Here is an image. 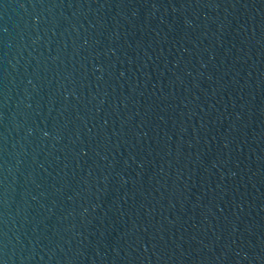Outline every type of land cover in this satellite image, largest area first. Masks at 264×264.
I'll return each mask as SVG.
<instances>
[{"label":"water","instance_id":"water-1","mask_svg":"<svg viewBox=\"0 0 264 264\" xmlns=\"http://www.w3.org/2000/svg\"><path fill=\"white\" fill-rule=\"evenodd\" d=\"M0 264H264V0H0Z\"/></svg>","mask_w":264,"mask_h":264}]
</instances>
